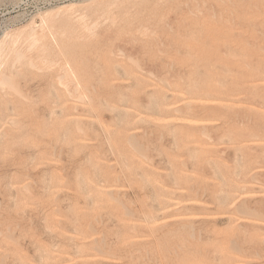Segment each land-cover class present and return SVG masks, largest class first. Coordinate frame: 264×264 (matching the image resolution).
Segmentation results:
<instances>
[{
    "label": "rangeland",
    "instance_id": "374dc122",
    "mask_svg": "<svg viewBox=\"0 0 264 264\" xmlns=\"http://www.w3.org/2000/svg\"><path fill=\"white\" fill-rule=\"evenodd\" d=\"M18 17L0 264H264V0H0Z\"/></svg>",
    "mask_w": 264,
    "mask_h": 264
},
{
    "label": "built area",
    "instance_id": "2783aa9c",
    "mask_svg": "<svg viewBox=\"0 0 264 264\" xmlns=\"http://www.w3.org/2000/svg\"><path fill=\"white\" fill-rule=\"evenodd\" d=\"M50 4H51V1H45L44 5H41V4L38 5L35 9L30 11V13L28 14V17L43 11ZM28 17H18L17 19L14 18V19L8 20L3 27H0V39L6 32L12 30L14 27L18 26L19 24L25 22Z\"/></svg>",
    "mask_w": 264,
    "mask_h": 264
},
{
    "label": "bare ground",
    "instance_id": "6f19581e",
    "mask_svg": "<svg viewBox=\"0 0 264 264\" xmlns=\"http://www.w3.org/2000/svg\"><path fill=\"white\" fill-rule=\"evenodd\" d=\"M44 20H46L45 18H44ZM37 37V36H36ZM7 39V38H6ZM35 40H37L36 38L34 39V41ZM2 43H1V45H0V52H3V51H5V47H6V44H7V40H2L1 41ZM16 43V42H15ZM33 44V43H32ZM21 48V47H20ZM31 48V47H30ZM18 52H19V50H18ZM5 53V52H4ZM17 54V53H16ZM20 54V53H19ZM19 54H17V55H19ZM22 54V53H21ZM4 55V54H3ZM20 56V55H19ZM18 56V58H20L21 56L23 57V55H21L20 57ZM25 56V55H24ZM1 57V56H0ZM2 60V59H1ZM1 64V63H0ZM32 65V64H31ZM13 67V66H12ZM6 75H4V77H5ZM7 77V76H6ZM6 79H8V78H6ZM2 82V81H1Z\"/></svg>",
    "mask_w": 264,
    "mask_h": 264
}]
</instances>
